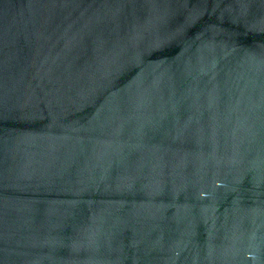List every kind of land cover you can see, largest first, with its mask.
Listing matches in <instances>:
<instances>
[{
  "label": "water",
  "instance_id": "95a60500",
  "mask_svg": "<svg viewBox=\"0 0 264 264\" xmlns=\"http://www.w3.org/2000/svg\"><path fill=\"white\" fill-rule=\"evenodd\" d=\"M0 264H264V0H0Z\"/></svg>",
  "mask_w": 264,
  "mask_h": 264
}]
</instances>
